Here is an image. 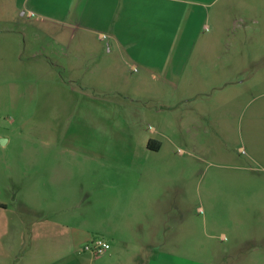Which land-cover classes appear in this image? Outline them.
<instances>
[{
  "label": "rangeland",
  "instance_id": "rangeland-1",
  "mask_svg": "<svg viewBox=\"0 0 264 264\" xmlns=\"http://www.w3.org/2000/svg\"><path fill=\"white\" fill-rule=\"evenodd\" d=\"M0 264H264V0H0Z\"/></svg>",
  "mask_w": 264,
  "mask_h": 264
},
{
  "label": "crops",
  "instance_id": "crops-1",
  "mask_svg": "<svg viewBox=\"0 0 264 264\" xmlns=\"http://www.w3.org/2000/svg\"><path fill=\"white\" fill-rule=\"evenodd\" d=\"M32 13V12H30ZM118 24L121 25V20H118ZM120 27V26H119ZM116 45H121V44H126L129 43L131 44L132 42L137 43V40L131 39L127 41H121L120 39H114ZM144 54V53H143ZM166 57H160V56H150V55H128L127 56H118V57H113V56H82V55H76L74 56L73 61L77 62H82V65H75V67L80 68L85 65L87 62H92V63H98L97 67L99 68V75L102 77H111V78H116L120 77L122 72L124 71V68L129 67L133 69H139L141 68L145 74L149 75L150 72H153L157 69V71L161 72L162 76H169L170 75V70H169V65H165L164 60ZM168 61V59H166ZM169 62V61H168ZM150 139L154 140V144L158 147V149H152L148 147V142ZM164 141L160 138L153 137V136H147L144 137L143 139V146H145L147 149H150L152 151H160L163 147ZM127 170L129 173H133L137 175L138 171L136 168H133L132 166L127 167ZM128 172L124 171V174L126 175ZM95 175H91L90 178L91 180H99L102 182V184H99L101 186V192L100 194L97 193V190L95 188H86L85 186L82 188L83 189V199L85 201L91 202L94 200V197L98 195L99 199L107 198L109 203L113 206H116L118 204H121L122 202H118L115 199V194L112 195L110 194V188L115 191H119L121 194L123 191V185L122 183H118V186L115 185H110L107 183V177L111 176L113 179L119 178L121 175V171L119 167L117 166L115 161H112L111 163H108L107 167H103L99 171H93L92 172ZM134 175V176H135ZM98 176V179L96 178ZM133 176V174H132ZM81 181H84V177H81ZM126 199L128 200V203H132L133 201L136 200V198L139 199L140 193L138 191V186L137 184H130L129 188H126ZM113 196V197H112ZM122 197V195H121ZM123 204V203H122ZM76 237V236H75Z\"/></svg>",
  "mask_w": 264,
  "mask_h": 264
},
{
  "label": "built area",
  "instance_id": "built-area-1",
  "mask_svg": "<svg viewBox=\"0 0 264 264\" xmlns=\"http://www.w3.org/2000/svg\"><path fill=\"white\" fill-rule=\"evenodd\" d=\"M109 248V242L103 238H96L85 246V249L92 252L95 256L105 254Z\"/></svg>",
  "mask_w": 264,
  "mask_h": 264
},
{
  "label": "trees",
  "instance_id": "trees-1",
  "mask_svg": "<svg viewBox=\"0 0 264 264\" xmlns=\"http://www.w3.org/2000/svg\"><path fill=\"white\" fill-rule=\"evenodd\" d=\"M148 147L152 149H158V147L154 144V140L150 139L148 142Z\"/></svg>",
  "mask_w": 264,
  "mask_h": 264
}]
</instances>
